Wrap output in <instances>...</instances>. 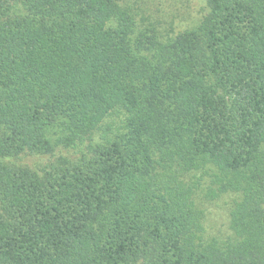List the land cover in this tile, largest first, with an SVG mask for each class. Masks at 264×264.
I'll return each instance as SVG.
<instances>
[{
    "label": "trees",
    "instance_id": "1",
    "mask_svg": "<svg viewBox=\"0 0 264 264\" xmlns=\"http://www.w3.org/2000/svg\"><path fill=\"white\" fill-rule=\"evenodd\" d=\"M206 8L0 0V264H264V0Z\"/></svg>",
    "mask_w": 264,
    "mask_h": 264
},
{
    "label": "rangeland",
    "instance_id": "2",
    "mask_svg": "<svg viewBox=\"0 0 264 264\" xmlns=\"http://www.w3.org/2000/svg\"><path fill=\"white\" fill-rule=\"evenodd\" d=\"M137 13L141 25L153 26L163 35L174 36L206 14V0H120ZM196 207L202 212L206 236L224 238L229 234L227 196L210 200L200 191L195 195Z\"/></svg>",
    "mask_w": 264,
    "mask_h": 264
}]
</instances>
